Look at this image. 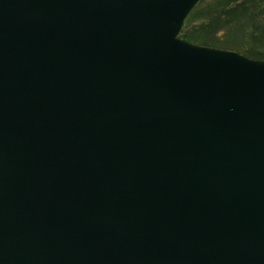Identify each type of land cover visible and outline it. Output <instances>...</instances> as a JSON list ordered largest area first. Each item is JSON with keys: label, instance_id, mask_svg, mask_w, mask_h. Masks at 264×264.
Here are the masks:
<instances>
[{"label": "water", "instance_id": "1", "mask_svg": "<svg viewBox=\"0 0 264 264\" xmlns=\"http://www.w3.org/2000/svg\"><path fill=\"white\" fill-rule=\"evenodd\" d=\"M194 1L0 0V264H264V61Z\"/></svg>", "mask_w": 264, "mask_h": 264}, {"label": "trees", "instance_id": "2", "mask_svg": "<svg viewBox=\"0 0 264 264\" xmlns=\"http://www.w3.org/2000/svg\"><path fill=\"white\" fill-rule=\"evenodd\" d=\"M204 7L197 28L181 24V40L264 61V0H209Z\"/></svg>", "mask_w": 264, "mask_h": 264}, {"label": "rangeland", "instance_id": "3", "mask_svg": "<svg viewBox=\"0 0 264 264\" xmlns=\"http://www.w3.org/2000/svg\"><path fill=\"white\" fill-rule=\"evenodd\" d=\"M208 1L209 0H195L193 5H192L193 7H191V9L188 11V13L186 14V16L183 19V22L188 21L191 24L193 23V27L197 28L198 18L201 15L206 13L207 10H206V7H204V5ZM202 7H204V8H202ZM193 33L196 34V32H193ZM178 38H179V36H178ZM197 46H199V45H197ZM232 52H234V51H232Z\"/></svg>", "mask_w": 264, "mask_h": 264}]
</instances>
